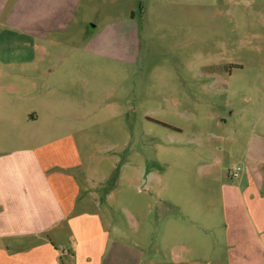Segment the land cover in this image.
Here are the masks:
<instances>
[{"label":"rangeland","instance_id":"rangeland-1","mask_svg":"<svg viewBox=\"0 0 264 264\" xmlns=\"http://www.w3.org/2000/svg\"><path fill=\"white\" fill-rule=\"evenodd\" d=\"M52 1L10 0L0 31L16 3L26 31L34 10L41 27L56 14L25 38L40 46L25 74L72 76L36 95L65 90L58 111L79 112L67 119L104 220L150 222L157 240L165 219L222 218L233 171L264 142V0Z\"/></svg>","mask_w":264,"mask_h":264},{"label":"crops","instance_id":"crops-1","mask_svg":"<svg viewBox=\"0 0 264 264\" xmlns=\"http://www.w3.org/2000/svg\"><path fill=\"white\" fill-rule=\"evenodd\" d=\"M9 1L0 0V24ZM50 13L41 27L44 14L34 10L26 31L25 10L16 3L0 31V264H264V142L239 182L226 187L220 219H165L155 225L157 240L150 222L128 218L121 226L104 220L82 170L81 133L73 134L82 128L67 119L79 112L62 109L65 90L36 95L38 81L72 76L36 81L25 74V64L40 50L25 38H43L57 27ZM118 23L107 26L119 29ZM127 25L131 31L133 23ZM96 32L92 41L103 46V33Z\"/></svg>","mask_w":264,"mask_h":264},{"label":"built area","instance_id":"built-area-1","mask_svg":"<svg viewBox=\"0 0 264 264\" xmlns=\"http://www.w3.org/2000/svg\"><path fill=\"white\" fill-rule=\"evenodd\" d=\"M241 170H242V168H241V167H238L237 169H235V170L233 171L232 176H233L234 178L238 177V176H239V173H240Z\"/></svg>","mask_w":264,"mask_h":264}]
</instances>
